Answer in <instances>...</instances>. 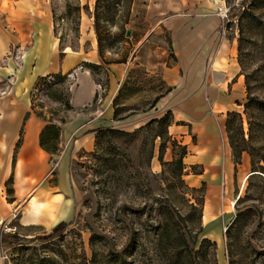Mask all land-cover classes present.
<instances>
[{
	"label": "rangeland",
	"instance_id": "obj_1",
	"mask_svg": "<svg viewBox=\"0 0 264 264\" xmlns=\"http://www.w3.org/2000/svg\"><path fill=\"white\" fill-rule=\"evenodd\" d=\"M13 1L0 0V32L10 38L6 48L0 49V76L4 80L17 72L23 50L30 44V40L19 42L10 29L15 22L9 13ZM111 1L100 0L103 6L99 10L117 16L107 29L100 28L98 40L93 28L94 0H36L37 17L33 9L20 15L29 23H41L44 16L50 18L57 54L61 56L64 49L84 52L86 61L95 63L88 71L99 91L89 106L71 107L70 72L36 75L29 89L31 112L42 120V126H55L58 134L56 151L46 152V182L52 187L49 193L60 194L57 205L53 202L48 209L56 214L52 226L60 221L70 223L52 239L4 245L6 259L0 263L37 264L38 256L57 258L56 251L62 249L61 264H170L171 236L155 243L159 231L156 225L167 222L158 213L159 207L168 202L178 208L184 220L175 217L166 224L176 231L175 236L183 235L181 239L189 248H184L178 264H264V170H252L246 152L264 157V109L259 104H244L247 93L264 100V28L260 26V22L264 26V0L252 4L250 16L224 19L218 25V6L228 8L239 0H207L206 10L187 7L191 3L183 0L184 7H178L177 12L166 11L162 0H122L110 5ZM66 3L70 13H65ZM72 5L79 6L78 17ZM125 15L127 20L122 24ZM202 20L208 28L216 25L204 72L222 41L224 50L233 47L232 58L243 79L244 93L236 106L232 104V109L224 113L215 108L211 112L210 104L207 109L217 127L221 154L222 144L229 147L232 170L228 175L221 160L213 174L207 168L203 171L200 161L196 163L192 120L199 113L183 111L173 83L191 71L188 58L183 59L182 47L177 45V36ZM121 58L125 60L117 61ZM32 65L33 60L28 66L33 69ZM197 70L203 71V61ZM40 75L44 76L37 79ZM96 104L102 119H112L113 110L115 119L106 122L110 125L95 127L90 134H86L88 130L75 132V115L89 113ZM227 112L231 115L226 125ZM227 129L245 148L236 158L231 153ZM182 145L185 154L179 181L174 165L163 163L176 158ZM61 154L62 167L58 168ZM259 165L264 166V162ZM56 169H62L60 178L55 176ZM8 188L9 184L5 185ZM187 200L200 201V213L189 209ZM6 219L13 227L12 235L19 237H40L52 228V223H45V217H41L27 226L28 230L22 229L19 210ZM203 238L209 242H200ZM177 241L180 243V238Z\"/></svg>",
	"mask_w": 264,
	"mask_h": 264
},
{
	"label": "crops",
	"instance_id": "obj_2",
	"mask_svg": "<svg viewBox=\"0 0 264 264\" xmlns=\"http://www.w3.org/2000/svg\"><path fill=\"white\" fill-rule=\"evenodd\" d=\"M35 1H13L15 6H12L9 13L13 16L11 20L15 22L10 24L12 26L10 29L14 30L13 34L19 42L30 40V44L26 50H23L22 62L17 72H13L8 80L0 76V221L19 210L21 212L19 225L25 230H28L26 227L30 226L34 220L40 221L41 217H45V221L43 220L45 223H52L51 226L56 222L52 221L56 214L48 208H52L53 202L57 205L60 194L49 193L48 189L52 187L46 182L49 172L48 154L38 144V134L43 122L30 109L29 89L36 75L70 72L72 81L68 88V103L71 107L89 106L95 93L99 91L98 83L82 65L87 59L83 55L84 52L64 49L61 56L57 54L56 43L52 40L53 36L50 33V18L44 16L41 23L38 20L35 21L36 23H29L27 22L29 19L20 16L33 9V15L37 17L38 9ZM184 1L186 4L191 3V6L187 7L196 6L202 10L207 8V0ZM162 2L166 11L177 12L178 7H184L183 0H162ZM43 7L46 8L44 4ZM216 21L218 25V17ZM215 26L214 24L208 28L202 20V23L193 24L181 30L177 36V45L182 47L183 59L188 58L191 71L175 80L177 83H173L178 90L177 99L184 106L183 111L199 113L195 120H192V129L196 135V163L200 161L203 171L207 168V172L213 174L217 173L221 160L228 175L232 170V164L227 155L229 147L222 144L221 154L217 127L207 109L210 104L211 112L215 108L217 112L224 113L232 109V104L236 106V101H239L244 93L243 79L237 72L232 58L233 47H230V50H224L225 44L222 41L204 72L208 50L215 42L211 36ZM40 27H43L42 34ZM47 35L50 36L49 40ZM8 41L10 38L7 33L0 32L1 50L6 48ZM31 60L34 61L33 69L28 66ZM202 61L203 71L197 70ZM174 102L175 100L170 104ZM101 114L96 104L89 113L80 112L75 115L78 122L75 132L80 134L88 130L86 134H90L97 126L110 125L111 123L106 122L112 119H102ZM86 126H88L87 129ZM65 154L68 162L69 149ZM62 156L61 154V159L57 163L58 168L62 167ZM61 174L62 169L59 171L56 169L55 176L60 178ZM246 176L244 175L243 178ZM9 178L10 181L7 183ZM8 184L10 191L7 193L5 185Z\"/></svg>",
	"mask_w": 264,
	"mask_h": 264
},
{
	"label": "trees",
	"instance_id": "obj_3",
	"mask_svg": "<svg viewBox=\"0 0 264 264\" xmlns=\"http://www.w3.org/2000/svg\"><path fill=\"white\" fill-rule=\"evenodd\" d=\"M118 1L122 0H112L110 3V5H115L116 3H118ZM131 0H125V2H130ZM256 0H239L238 3H232L227 11L226 14V18L227 19H232L234 17L240 18L241 16H244L247 14V16H250L251 14V6L252 4H254ZM106 6H108L107 4H105ZM103 6L102 4H100V0H94V9H93V28L95 30V33L97 35V40L99 39L100 36V28H105L106 26H109L110 24H114L115 22V18L117 15H115V13H106L103 12V10H99V7ZM66 8L67 11H65V13H70V6L68 5V3H66ZM73 8V13H77V17H78V10H79V6L78 5H72ZM107 8V7H106ZM108 9V8H107ZM127 20V15L124 16V18L121 20L122 24H124ZM103 26V27H102ZM260 26L262 28H264L262 22H260ZM107 29V28H105ZM124 29V28H123ZM123 58V57H122ZM119 59L117 61H124V59ZM95 63H89L87 61H83L82 65L85 66L87 69L92 66ZM90 70V69H89ZM56 73V72H55ZM50 73H47L45 75H49ZM60 75H64L59 73ZM44 75H40L37 76V79L42 78ZM37 81L34 83L36 85ZM34 85V87H35ZM95 95L93 97L92 100H94ZM114 99V98H113ZM259 104V106L261 108L264 109V100H256V98L252 95L247 93L246 95V101L244 102L245 106H248V104ZM227 118H226V125L229 122L228 117L231 115L230 112H227ZM115 110H113L112 112V119H115ZM117 119V118H116ZM227 127V126H226ZM99 128H108V129H112L109 127H99ZM57 128L55 126H53L52 124H46L44 126H42V128L39 131L38 134V144L40 146V148L47 152V153H53L54 151H56V140H57ZM241 135V134H240ZM227 138H228V142H229V146L231 149V153L233 155L234 158L239 156V153L243 150H245V148H241L237 143H236V139L234 137V135H231L230 133H228V129H227ZM240 140H243L242 135L240 136ZM181 148V152L180 154L176 157L173 158L172 160L168 161V162H164L163 164L166 166H172L174 165V174L176 175V178L180 181L179 176L181 174V170H182V156L183 154H185V150H184V146H180ZM249 156H250V164L252 167V170H264V166L259 165L260 161L264 162V157H262V155H257L256 152L253 151H246ZM254 156H256L257 160H254ZM235 163H237L235 161ZM10 178L8 179L7 183H9ZM184 186V185H183ZM184 188L188 189V187ZM189 189H193L194 188H189ZM10 191V188L6 189V192L8 193ZM183 194V193H182ZM187 203V207L191 210H193L194 212H199L200 213V201H196V202H189L188 200L186 201ZM161 210V211H160ZM162 212V213H161ZM159 214H162L163 217L167 220V222H173L174 218H180L181 220H184L182 218V215L180 214L178 208L176 206H174L172 203H168L165 205V207H159ZM164 222L165 225L162 223H158L156 225V229H158V233H155L156 235V239H155V243H161L162 239L164 238H169L171 236V240H169V244H170V257L167 260V262H169L170 264H178V261L180 260V256L181 253H183V250L185 249H189L188 245L185 241H183V239H181V237H183V235L180 233L178 234V236H175V232L171 231V227L169 225H167ZM70 223V221H60L58 223H56L51 230L46 234V235H42L40 237L37 236H33V237H29V238H25V237H19V236H15L12 234H6L4 236H1V244L2 245H20V244H24L26 242H29L31 239H42V240H49L52 239L53 237L58 236L60 233H62V231L65 229V227ZM173 229V228H172ZM180 238V243L182 244V246L180 245V243H178L177 240H179ZM196 240H194L195 243ZM200 242H209L208 239H201ZM199 242V243H200ZM135 247V246H134ZM185 248V249H184ZM194 252V250H193ZM187 254H189V252H187ZM57 258H52V257H45L44 255H40L38 256V258H36L37 264H61L60 261H62L61 259L64 258V253L62 251V249H58L56 251Z\"/></svg>",
	"mask_w": 264,
	"mask_h": 264
},
{
	"label": "built area",
	"instance_id": "obj_4",
	"mask_svg": "<svg viewBox=\"0 0 264 264\" xmlns=\"http://www.w3.org/2000/svg\"><path fill=\"white\" fill-rule=\"evenodd\" d=\"M228 8L218 6V12H216V13H217L219 22L221 24H222V21L224 19H227L226 14H227ZM7 220L8 219H4V220L0 221V240H1V236H4L6 234H12V232H13V227L8 225ZM3 247H4V245H2L1 241H0V261L1 262H3L6 259V255L4 254Z\"/></svg>",
	"mask_w": 264,
	"mask_h": 264
},
{
	"label": "water",
	"instance_id": "obj_5",
	"mask_svg": "<svg viewBox=\"0 0 264 264\" xmlns=\"http://www.w3.org/2000/svg\"><path fill=\"white\" fill-rule=\"evenodd\" d=\"M128 33H129V29H126V30H125V34H128Z\"/></svg>",
	"mask_w": 264,
	"mask_h": 264
}]
</instances>
